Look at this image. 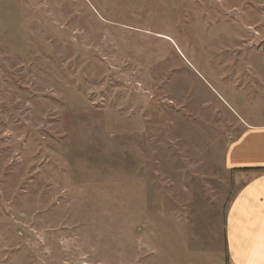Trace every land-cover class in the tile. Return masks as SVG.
Here are the masks:
<instances>
[{"label": "rangeland", "instance_id": "1", "mask_svg": "<svg viewBox=\"0 0 264 264\" xmlns=\"http://www.w3.org/2000/svg\"><path fill=\"white\" fill-rule=\"evenodd\" d=\"M237 114L264 0H0V264H230Z\"/></svg>", "mask_w": 264, "mask_h": 264}, {"label": "crops", "instance_id": "2", "mask_svg": "<svg viewBox=\"0 0 264 264\" xmlns=\"http://www.w3.org/2000/svg\"><path fill=\"white\" fill-rule=\"evenodd\" d=\"M241 118L225 154L235 173V193L226 219L230 264H264V122Z\"/></svg>", "mask_w": 264, "mask_h": 264}]
</instances>
